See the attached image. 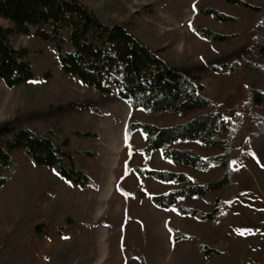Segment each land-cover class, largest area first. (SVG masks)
<instances>
[{
  "label": "rangeland",
  "instance_id": "rangeland-1",
  "mask_svg": "<svg viewBox=\"0 0 264 264\" xmlns=\"http://www.w3.org/2000/svg\"><path fill=\"white\" fill-rule=\"evenodd\" d=\"M81 1L103 20L127 23L137 37L160 50L165 58L202 75L207 93L221 104L223 116L237 120L240 115L248 137L249 73L242 65L237 76L226 78L206 62L221 64L227 55L238 60L246 56L264 17V0H247L262 6V10L226 0H206L236 16L229 22L197 13L193 6L198 0ZM194 19L222 33L240 34L230 42L210 43L191 29ZM11 41L17 48L30 49L27 58L37 75L12 88L0 79V125L27 117L34 110L37 114L32 124L46 130L51 118L59 117L69 131L72 148L79 151L75 153L77 165L90 174L96 185L81 189L62 178L55 168L33 163L25 149H17L19 170L0 186V264H264V146H249L246 151L245 137L237 145L232 160L235 192L228 199L227 229L216 230L209 241L221 252L217 255L210 251L205 257L190 249L189 239L173 242L172 233L201 234L204 222L152 202L153 195L167 193L176 186L136 171V167L171 171L178 168L158 151L147 157L141 151L146 144L141 131L126 133L129 103L117 93H99L65 73L57 51L36 37L33 29L28 35L13 34ZM66 49L72 51L73 46L67 43ZM46 72H50L49 77ZM76 100L89 101L105 114L71 103ZM193 114L154 115L139 108L134 116L141 122L168 126L184 122ZM75 130L81 134H74ZM86 132H94V136ZM188 144L205 155L210 152L198 143ZM181 169L203 182L217 176L214 170ZM188 203L212 209V204L203 199ZM69 215L78 222L58 221L48 233H38L39 223ZM22 220L23 232L28 231L29 237L13 235ZM42 229L47 232L49 227ZM128 252L134 257H128Z\"/></svg>",
  "mask_w": 264,
  "mask_h": 264
},
{
  "label": "trees",
  "instance_id": "trees-1",
  "mask_svg": "<svg viewBox=\"0 0 264 264\" xmlns=\"http://www.w3.org/2000/svg\"><path fill=\"white\" fill-rule=\"evenodd\" d=\"M253 10H262L247 0H226ZM204 2V4H202ZM197 13L212 15L216 20L229 22L236 19L206 0L195 3ZM0 17L12 22V26L0 24V79L9 88L33 80L37 71L27 58L30 49L13 45V34L28 35L34 30L36 37L47 41L58 53L62 70L76 76L84 85L93 87L102 94L117 93L132 109L126 124L127 131L139 130L146 136L141 151L150 157L161 151L163 158L178 170H159L136 167L139 175H148L174 186L167 193L155 194L154 205L160 208H175L182 216L204 222L201 234H187L173 230V242L180 239L191 241L190 249L205 257L210 251L220 254L211 244L210 236L216 230L227 229L228 199L235 192L233 154L244 139V123L223 116L221 104L215 102L206 91L202 75L185 69L165 58L161 51L145 44L129 25L114 19H101L95 11L81 0H0ZM191 29L210 43L230 42L240 32H219L205 24L192 20ZM73 46L72 51L66 44ZM207 65L226 78L239 74L243 65L249 73V97L246 107L249 115V133L245 137L246 151L249 146H264V17L247 54L241 60L227 55L221 64L207 60ZM49 77L50 72H46ZM71 103L79 107H90L94 112L105 114L102 108L86 101ZM142 108L149 114L175 113L187 116L184 122L158 126L135 119L134 111ZM103 111V112H102ZM36 111L27 117H16L0 125V186L19 170L15 151L25 149L27 157L37 165L55 168L66 181L81 189L96 185L89 173L76 163L69 131L59 117L50 120L46 130L32 124ZM94 132L86 135L94 136ZM74 134H81L75 130ZM127 137V134H126ZM188 143H198L209 149L205 155ZM198 170H214L217 176L203 182L189 175L181 167ZM203 199L212 204L205 210L188 202ZM77 223L69 215L63 219H48L37 225L38 233H48L58 221ZM25 220L18 223L13 235L29 237L24 231ZM48 226L49 229L41 228ZM22 232V233H21ZM211 252V254H213ZM128 257L134 253L128 252ZM130 264V263H127Z\"/></svg>",
  "mask_w": 264,
  "mask_h": 264
},
{
  "label": "crops",
  "instance_id": "crops-1",
  "mask_svg": "<svg viewBox=\"0 0 264 264\" xmlns=\"http://www.w3.org/2000/svg\"><path fill=\"white\" fill-rule=\"evenodd\" d=\"M0 18H2V17H0ZM3 19V23L1 22L0 24L1 25H3V26H5V27H9V25L8 24H6V22H10V23H12L11 21H9V20H7V19H5V18H2ZM10 26H12V25H10ZM139 109H137V110H135L134 111V113L136 112V111H138ZM130 114L129 115H131V113H132V109H131V107H130V112H129ZM145 143H146V140H145ZM158 152H160L161 153V151H158Z\"/></svg>",
  "mask_w": 264,
  "mask_h": 264
},
{
  "label": "snow or ice",
  "instance_id": "snow-or-ice-1",
  "mask_svg": "<svg viewBox=\"0 0 264 264\" xmlns=\"http://www.w3.org/2000/svg\"><path fill=\"white\" fill-rule=\"evenodd\" d=\"M193 7L195 8V5ZM233 163H235V162H233ZM240 234L243 235V232H241Z\"/></svg>",
  "mask_w": 264,
  "mask_h": 264
}]
</instances>
